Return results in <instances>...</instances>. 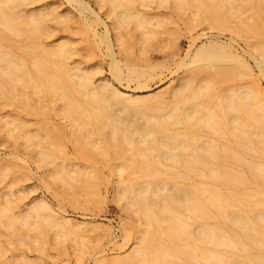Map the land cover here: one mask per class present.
Segmentation results:
<instances>
[{"label":"bare ground","instance_id":"bare-ground-1","mask_svg":"<svg viewBox=\"0 0 264 264\" xmlns=\"http://www.w3.org/2000/svg\"><path fill=\"white\" fill-rule=\"evenodd\" d=\"M23 1L26 2L0 0V25L4 26L3 30L18 31L21 36L27 35L26 39H29L20 45L13 36L7 35L10 31L5 34L2 27L0 28V70L6 75H0V104L16 103L27 110L26 102L33 101L31 94H27L28 88L37 94L32 95L37 97L35 101L39 108L46 107L45 101L53 99L54 110L57 113L63 112L75 123L71 125L76 135L75 143L79 145L76 149L78 160L81 158L85 162L108 163L111 167L116 165L117 160L120 162L118 168L115 166L117 171L114 170L124 185L119 186L117 196L127 200L135 208L140 221L142 233L137 238L138 246L134 251L122 258L113 257L110 261L102 259L95 263L125 264L130 261L133 264H199L198 262L205 261L210 264H264V208H260L264 204V159L258 162L250 156L252 151L257 153V158L258 154H264V87L262 89L259 81H255L257 76H254L248 61L231 44L219 42L212 37L190 56L188 63L182 61L179 68L185 66L187 69L190 65H196L197 68L188 69L187 74L185 72L172 88L147 99L127 95L110 81L102 79L96 82L88 69L82 71L77 66L70 67L67 62L72 53L70 43L60 41L45 46L39 40L40 34L48 27V17H55L57 13L48 10L28 15L23 9L17 10L23 6ZM134 1L102 0L114 14L116 25L114 24L115 28L111 27L119 30L117 34L125 38L126 44L130 39L124 28L128 29L137 16L139 18L136 23L143 34L150 36L157 33L151 28L152 22L150 23L148 17L145 19L144 14L137 13ZM177 1L174 7L182 8L185 5L188 9L192 8L198 22H207L215 29L229 28L249 40L252 38V29L256 30L251 22L247 23V28L226 23L225 14L220 9L224 10L226 3L236 4L239 0H213L211 3H207V0ZM75 2L82 11L89 8L84 1ZM261 9L263 11L264 8ZM89 10L93 12L90 8ZM256 15L259 18V14ZM96 18L97 22L100 17ZM261 19L260 29H264L263 14ZM95 21H92L93 24ZM256 23L257 21L254 25ZM93 24L84 23L87 30L98 34ZM103 25L106 28L105 40L109 43L110 30L106 24ZM154 25L158 26L159 23ZM5 41L9 42L8 51L3 48ZM258 43L252 42L255 46ZM17 45L22 51L24 49L20 60L14 57ZM109 45L108 51L110 49L113 59L111 69L119 79L124 71L114 56L111 44ZM258 50L259 53L255 55L258 54L260 59L257 60L254 54L253 58L260 74L264 76V49ZM30 62L35 68L29 67ZM137 66L127 64L126 77L128 80H137L140 86L141 79L147 72ZM245 78L249 79V83L243 82ZM198 79L204 82L201 80L202 83L198 84ZM221 81H228L229 85L221 89ZM30 103L33 104L29 102L28 106L32 107ZM48 103L50 104L49 101ZM48 107L52 110L51 106ZM12 120L15 128L27 125L23 121ZM11 128L9 130L13 134L15 128ZM35 129L37 136L44 131L41 123ZM19 131L21 132L20 129ZM56 132L57 130L53 134ZM28 133L22 131L16 135L28 141L32 137ZM51 134L47 133L44 140L46 142L40 143L41 150L38 149L42 152V157L39 162L45 166L57 164L54 177L63 184L71 185L76 191L78 188L80 191L91 190L94 186L93 178L100 172L98 168L90 173L92 165L89 170L80 165L77 176H69L67 160L57 156L56 139ZM57 134L59 135L58 132ZM42 138L45 139V136ZM52 138L55 139L54 142H50ZM238 166L243 169L238 170ZM190 179L192 182H188ZM250 184H253L252 188H249ZM61 189L64 191L65 188ZM11 197L10 199L13 198ZM73 200L75 203L74 198ZM13 204H5V208L0 210V235L3 225L5 227L3 220L6 218L10 222L6 227L14 226L11 236L13 239L17 237L18 243L32 240L30 232L25 230L30 225L34 230L39 229L38 234H34L33 243L37 247H44L46 240L54 236L50 233L51 229L48 230L52 225L57 228L54 238L56 242L64 238L81 247L89 245L86 235L88 232L84 231L92 228L84 222L73 221L66 217L65 212L56 211L58 213L53 214V208L44 213L43 210L49 211L50 205L46 203L38 204V208L35 206L36 213L32 210L34 220L31 217L30 221L27 217L23 219L22 216L25 215L20 213L21 216L14 210ZM31 213L27 214L28 218L32 216ZM21 220L25 225L28 224L23 229L19 225L17 227ZM43 221H48L46 224H50L49 227H45ZM31 228L30 231L33 230Z\"/></svg>","mask_w":264,"mask_h":264},{"label":"rangeland","instance_id":"rangeland-1","mask_svg":"<svg viewBox=\"0 0 264 264\" xmlns=\"http://www.w3.org/2000/svg\"><path fill=\"white\" fill-rule=\"evenodd\" d=\"M25 1V3L23 1L24 7L21 6L20 9L17 10L23 9V11L28 15H33L40 13V11L48 10L52 11L54 14L55 12L57 13L55 17H48V27L40 34L41 37H39V40L45 46L56 44L60 41L70 43L72 53L67 59L70 67L77 66L82 71H87L88 69V71L92 73V76L94 77L96 82H99L102 79L110 81L127 95H135L137 97L147 99L157 93L172 88L173 85H175V83H178V80L180 81L182 76L185 75V72L187 74V71L192 69L195 70V68H197L196 65L195 67L194 65H190V67H188L187 69L184 68L185 66L179 68L182 64V61L185 60V62L188 63V59L191 58L190 56L201 45L211 40L212 37H214L217 41L219 40V42H227L226 44H231L234 49L238 53H240L244 57V59L251 65L254 76H257L255 78V81H259L258 84L262 85V89L264 87V76L260 74V70L256 65V61L254 60L255 58L257 60L260 59L258 58V54L255 55V53H259L258 49H264V34H262L264 33V29H260V27L262 26L261 15L263 14L264 16V9L263 11L261 9L264 8V0H261L260 2L259 0H239L237 1L238 3L236 2V4L228 3L227 5L226 3V6L224 7L225 9H220L222 12H224L226 23L228 25L232 24L231 26H234L236 24L235 26H237L239 24L241 27L247 28V23L251 22L252 26H256V32L254 31V28L252 29V38L254 37V40L252 38L251 40H249L245 36L235 34L229 28L215 29V27L210 25L212 27L211 28L207 22H198L197 16L194 15L195 10H193L192 8L188 9V7L184 5L182 7L183 9L179 6L178 9V7L173 6L175 2L176 4L178 3L177 0L164 1L165 3L161 0H135V3L133 4H135L134 7L137 13L139 12L141 14H144L146 17L145 19H147L148 17L150 23H153H149L152 26L151 27L149 25V27L156 30L157 33L150 36L146 35L145 33L143 34L141 27H139L136 23L139 18L137 16L134 19V21H136H133L128 29L127 27L124 28V31L126 30L125 33L130 39L128 40V38H126L128 40L127 44L126 41H124L125 38L119 37V34H117L119 30L117 31L116 29H114L116 25V22L114 21V14L110 11V8H108L109 6L107 7V5L102 2V0H72L74 3L71 0ZM75 1H84V3L86 5L88 4L87 6H89V8L93 12H91L89 8L87 9L88 11H82L78 8L79 4ZM212 1L213 0H207L206 2L211 3ZM146 3L147 5H145ZM201 3H203V1ZM143 4L144 6H142ZM259 6H261V8ZM184 8H187L188 10ZM107 9L109 11H107ZM191 10L193 11L192 13ZM260 11L261 14L259 13ZM257 13L259 14V18H257ZM97 16H99L100 19L96 22L95 20L97 19ZM0 17L2 16L0 15ZM92 21H95V23L93 24ZM101 21H103V24H106L109 27V43L105 40L104 30L106 28ZM256 21L257 25H254ZM84 23L85 25H87V23L93 24V27L95 28L94 30L96 31V33L98 32V34H95L92 30H87ZM154 23H159V25L155 26ZM260 23L261 25H258ZM133 25H135L136 28ZM111 26H114V28H112ZM1 27L3 30L4 26L0 25V28ZM257 27L259 28L257 29ZM7 31L10 32L7 33ZM7 31L3 30L5 34L7 33V35L9 36H13L12 38H14V40L16 41L18 40L19 42H17L20 45L29 41V39H26L27 35L21 36V34H19L18 31L17 33L15 30ZM134 31L136 32V37H134ZM259 31L262 33H259ZM100 37H102V39ZM254 41L255 43H258L259 41L258 45H253L252 42ZM7 42L8 41L4 42L5 44L3 47L6 51L10 49L8 45L9 42ZM109 44H111L114 56L116 60L121 63L122 69L124 71L122 77L119 79L115 77L116 74L111 69V61L113 59H111L112 56L110 49L108 51V48H110ZM17 46L18 47L16 48L18 49L15 48L14 57L17 60H20L21 55L24 54V49L22 51V48L19 45ZM253 54L255 55V58H253ZM126 63L128 65L131 64V66L138 65V68L140 67V69L146 70V75L141 79V87L139 86L137 80L127 79ZM29 67L35 68L34 65L32 67V63L31 66L29 65ZM0 75H3L1 70ZM4 75L2 77L6 76ZM201 80L202 79H198V82H196L198 84H201ZM243 80V82L249 83L248 78H245ZM227 82L228 81H221L220 84L223 85L219 86V84V88L223 89L227 87L229 85V83L227 84ZM23 85L25 86L26 84L23 83ZM27 92L28 95L31 94L30 96H32L31 99L33 100L26 102L27 110L26 108L24 109V107H21L16 103H13L11 105L0 104V204L4 202L0 205V210H3V208H5V204L11 205V203L13 202L14 204L12 206L15 207L14 210H16L19 214L22 213V215H25L22 216L20 214L23 219H26L27 217V219L32 221L34 220L33 215L36 213L35 209L38 208V204L46 203L48 206L50 205L49 211L48 209H40L43 210L44 213L50 212V210L53 208L51 210V213L53 211V214H55L56 211L63 213L65 212L66 217L71 218L73 221L84 222L92 229L84 231L85 233L88 232L86 234L88 238L85 237V241L88 242L87 240L89 239V245L87 244V247H81L79 244L70 240L69 242L64 238H60L61 241L56 242V239L54 240V238L57 228L50 224H46L49 223L48 221L45 223L43 221V224L46 225L45 227H49L50 225L49 229H47L49 231L51 229L50 233L54 236L50 237V240L52 239L51 241L46 240L44 247H37L32 240L35 239L34 234H38L39 229L35 228L34 230V228H31L28 224H26L28 225L26 227L25 223H22L23 221L21 220L20 223L17 224V227L20 226L19 228L23 229V226H25V230H27L26 232H30V236L32 235V240L27 238V240H29L25 243H18L19 240L17 239V237L13 239V237L11 236L14 226L6 227L10 222H7L8 219L5 218V221L3 220L5 227L3 225L2 229L1 226L2 234L0 235V243L2 249H0V264H96L95 262L97 260L104 259L103 261H110L113 259V257L122 258V256L134 251L138 246L137 238H139L140 234L142 233V229L140 228V221H138V216L135 208L131 207L128 204L127 200L119 199L117 196L118 188L124 185V182L119 178L118 173H116V169L118 168L120 162L118 163L117 160L115 165L117 166V168H115V166H109L108 163L96 164L94 162V164L93 162H88L87 160L85 162V159L82 160L80 158L78 160L76 149H78L79 145L75 143L76 135L74 133V128H72L75 123L73 124L63 112V114L57 113V111L54 110L53 107H55V102L53 101V99L48 100L50 104L46 100L47 103L45 101V106L47 108L40 107V109L37 105V102L35 101L37 97L35 98L34 95L37 94H34L30 90V88H28ZM29 102H36V104L30 103V105H32L31 107L28 106ZM58 102L60 103V101ZM47 105L51 106L52 110ZM12 119L19 120L20 122L23 121L28 125H26L25 127H20L19 129L21 130V132H29L28 135H31L33 137L28 140H31L30 142L24 141L25 139L23 140L17 136L21 132L19 131L18 127L15 128ZM40 123L42 125V128L44 129L41 135L43 137L45 136V139L42 138L41 135L37 136V133H35L37 132L35 128ZM11 127L13 129L15 128L13 130V134H11L12 132L9 130V128ZM24 128H26V130ZM53 128L55 129L54 131L52 130ZM49 129H51L50 132ZM56 130L59 135H56L57 132L53 134V132H55ZM83 131H85V129H83ZM15 132L17 133V135ZM47 133H52L51 135L55 136L53 138L56 139H54L57 148L56 154L57 156L62 157L61 159L67 160L66 164L69 170V176L76 177L77 170L80 165L88 168V170L91 168L90 173L93 172V169L98 168V171H100L99 175L93 178L94 186L92 185L93 187L91 190L88 189V193V190L85 191L82 188H80L82 189L81 191L78 190L79 188L76 191L74 187H71V185L68 186V184H63L59 179L57 180L56 177H54L56 176L57 164L55 165L51 163L50 165L45 166L43 163L39 162V160L41 161L42 157V152H39L41 150L40 143L46 142L44 140H46ZM53 138L50 139V142H54ZM38 141L39 143L37 144ZM253 152L254 151H252V154H250V156H252V158L254 159H257L256 161L261 162L264 159V154H260L261 158L258 154L257 158V153L254 154L255 152ZM61 159L57 158V160H59L60 162ZM76 161L77 165H75ZM54 167L56 169H54ZM238 168L237 169L240 171L243 169V167L241 166H238ZM74 173L76 174L74 175ZM125 179H127V177ZM188 182H192V180L190 179V181L188 180ZM252 185L253 184H250L249 188H252ZM11 187H13V191ZM61 188H65L64 191ZM71 188H73V190ZM58 193L60 196H58ZM10 195H12L13 198ZM61 195L62 197H64L62 198ZM73 195L75 196L73 197ZM10 197L12 199H10ZM73 198L75 199V203L73 202ZM2 205L4 206L2 207ZM35 206L37 207L35 208ZM260 206V208H264V204ZM5 210L8 212V209ZM32 210H35V212ZM30 211H32V213ZM28 213H31V215H33L29 216L28 218ZM51 227H53V229ZM30 228L34 231H30ZM139 229H141V232ZM9 236H11L13 240ZM81 251L82 253H80ZM105 257L108 259H106ZM130 263L133 264L130 261L126 262L125 264ZM198 263L208 264L209 262L201 261Z\"/></svg>","mask_w":264,"mask_h":264}]
</instances>
